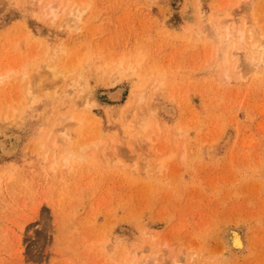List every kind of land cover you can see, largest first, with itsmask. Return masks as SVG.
<instances>
[{
  "label": "rangeland",
  "instance_id": "rangeland-1",
  "mask_svg": "<svg viewBox=\"0 0 264 264\" xmlns=\"http://www.w3.org/2000/svg\"><path fill=\"white\" fill-rule=\"evenodd\" d=\"M0 264H264V0H0Z\"/></svg>",
  "mask_w": 264,
  "mask_h": 264
},
{
  "label": "bare ground",
  "instance_id": "bare-ground-1",
  "mask_svg": "<svg viewBox=\"0 0 264 264\" xmlns=\"http://www.w3.org/2000/svg\"><path fill=\"white\" fill-rule=\"evenodd\" d=\"M75 10H76V9H75ZM79 10H80V9H77L76 12H77V11H78V12H77V13H73V15H74V14H77V15H78ZM80 12L82 13V10H80ZM56 13H57V12H56ZM73 15H72V16H73ZM80 15H81V14L79 13V16H80ZM74 16H76V15H74ZM77 17H78V16H77ZM77 17H76V20L78 19ZM74 18H75V17H74ZM74 20H75V19H74ZM75 23H76V22H75ZM240 32H241V31H240ZM220 36H221V35H220ZM229 37H230V35H229ZM229 37H228V38H229ZM242 37H243V36H242ZM225 40H226V38H225ZM242 40H243V39H242ZM242 40H241V42L243 43ZM226 42H227V41H226ZM253 44H254V43H253ZM221 45H222V44H221ZM225 45H226V44H225ZM254 45H255V44H254ZM254 45H252V47H251L250 49H253V50H251V51H253L255 54H257V53H259L260 51H259L258 49H256V47H255ZM223 46H224V45H223ZM240 46H242V45H240ZM253 46H254L255 48H254ZM220 48H221V46H220ZM222 48H223V47H222ZM247 48H248V47H247ZM244 49H245V48H244ZM248 49H249V48H248ZM261 50H262V49H261ZM221 51H222V50H221ZM251 51H250V54H252V56L254 57V55H253V53H251ZM247 52H248V51H247ZM262 52H263V50H262ZM256 56H257V55H256ZM261 56L263 57V53H261ZM248 57H249V56H248ZM253 57H252V59H253ZM262 57H260V58H262ZM260 58H259V59H260ZM256 59H257V57H256ZM256 59H255L254 61H256ZM262 59H263V58H262ZM251 61H252V60H251ZM254 61H253V63H251V65L254 64V65L257 67V66H258L257 62H258V61H257V62H254ZM48 62H49V61H48ZM258 63H259V62H258ZM46 64H48V63H46ZM256 64H257V65H256ZM44 65H45V63H44ZM79 66H80V65H79ZM130 67H131V66H130ZM256 67H255V68H256ZM47 68H48V67H47ZM42 69H43V66H42ZM48 69H49V68H48ZM130 69H131V68H130ZM43 70H45V69H43ZM50 70H51V69H50ZM40 71H42V70L40 69ZM42 72L44 73V71H42ZM45 72H46V71H45ZM51 73H52V72H51ZM68 73H69V72H68ZM70 74H71V73H70ZM66 75H67V74H66ZM50 76H51V75L49 74V77H50ZM52 76H53V77H57V78H59V76H60L59 79H61V77H63V76H62V72H61V74L58 76V72H56V70H54ZM43 78H44V77H43ZM37 79H38V78H37ZM48 79L51 80L50 78H48ZM2 80H4V79H2ZM43 80H47V79H43ZM62 80H63V79H62ZM37 82H38V80H37ZM51 82H52V81H51ZM32 83H33V82H32ZM34 83H36V82H34ZM77 83H78V82H77ZM73 84H74V83H73ZM73 86H74V85H73ZM72 90H73V89H72ZM74 91H75V90H74ZM79 97H80V96H79ZM79 97H78V98H79ZM68 118H69V117H68ZM71 118H72V117H71ZM68 120H69V119H68ZM68 120H67V121H68ZM64 137H65V136H64ZM65 138H67V137H65ZM56 140H57V139H56ZM66 150H68V149L66 148ZM69 152H70V151H68V153H69ZM70 153H71V152H70ZM239 240H240V239H239ZM236 241H237V240H236ZM238 242H240V241H238ZM238 242H237V243H238ZM238 244H240V243H238ZM238 246L240 247V245H238ZM238 246H237V247H238ZM241 246H242V245H241Z\"/></svg>",
  "mask_w": 264,
  "mask_h": 264
}]
</instances>
